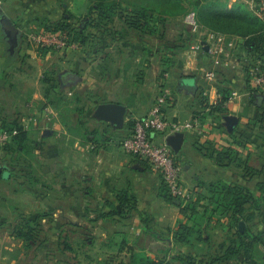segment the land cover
I'll list each match as a JSON object with an SVG mask.
<instances>
[{"label": "crops", "instance_id": "obj_1", "mask_svg": "<svg viewBox=\"0 0 264 264\" xmlns=\"http://www.w3.org/2000/svg\"><path fill=\"white\" fill-rule=\"evenodd\" d=\"M22 1L4 0L3 9L0 12V97L8 95L10 89L18 85L16 82L21 79L26 81L30 78L35 85L33 84L26 93L28 97L26 106L17 109L0 106V119L12 121L19 118L26 131V142L40 144L39 160L45 163V166L39 170V183L42 185L39 186L37 195L34 193L35 188L25 187L22 190L24 197L18 200L16 193L19 192L5 191V199L0 198V224L8 221L6 210L10 212L14 207L38 208L41 218L48 219L55 226L56 232L62 233V227L66 229L67 223L74 229L81 228L84 222L90 223L95 225V238L120 240L115 248L119 244L122 246L120 248L127 249L130 255L146 253L153 258L167 255L168 259L171 254V264H182L174 260L173 256L180 252L192 253L200 257L208 254L212 247L206 243L192 246L175 239L174 233L178 225L188 221L186 214L183 213L179 203L170 201L165 196L162 175L148 162H143L127 153L122 146L123 140L132 130V123L137 118L145 116L162 93L161 79L163 78L160 79V75L156 73L149 84L140 79L139 82L146 85L144 89L146 94L139 92L137 94L139 98L134 103H127L121 97L116 98L114 95H120V93L115 88L112 92L113 97H106L111 94L109 86H103L102 89L95 88L94 74L98 72L96 70L100 65L97 62L100 64L101 59L100 54L96 53L86 66L89 77L85 80L93 95L90 97L91 103L87 102L91 110V114H87L90 118L85 117L82 120L64 118L62 111L65 107L74 108L69 101L70 94L74 95V92L72 94L61 89L63 82L60 78L57 82L56 77L55 87L52 92H49L47 78L49 74L53 75L55 70L50 71L45 61L49 64L46 57L54 52L44 51L42 46L32 39L33 34L40 31L46 32L47 25L38 24L36 10L28 6V1L25 0L23 3ZM240 7L255 14L248 0H226L224 9L238 11ZM4 17L10 19L17 28L15 49L12 48L11 31L4 28L1 22ZM200 24L201 30L195 33L197 39L191 45L202 42L204 47L201 50H192L189 47L183 51L182 64L173 68L172 72L165 73L164 82L166 83L163 86H165L164 93L167 92L169 95L165 107L166 115L182 121L199 118L204 132L208 134L202 135L197 129L186 132L181 147L176 148L175 152L183 165L182 185L190 191L194 200L201 195V203L209 206L207 197L211 196L212 183L224 180L233 184L246 185L255 190L259 179L244 177L243 171L237 166L219 165L207 156L204 149L201 152L198 145L211 146L218 151L236 150L242 158L249 161L250 166L264 168V132L257 135L245 128L255 117L257 108L246 84L245 75L239 71L231 73L228 81L222 83L223 86H229L231 93L225 103L224 113L217 115L220 119H215V116L211 115L205 118L200 117L199 114L205 110V104L215 105L222 98L218 88L219 80H217L221 77L220 73H217L214 80L208 76V72L214 70L212 69L214 64L211 63L214 61L205 38L210 31L215 30L203 23ZM222 34L227 40L235 42L237 48L234 50L233 57L240 58L239 55L242 52L238 46L243 40L237 36ZM99 38L102 39L103 44L104 41L106 43L109 40L105 45L110 46L111 39L100 34L97 40H92V44L96 45L94 42L100 41ZM119 45L127 46V43L119 42ZM141 54L131 50L127 60H135L137 55ZM151 57L146 56L152 61ZM70 59L65 58L57 63L63 65L67 61L77 62L76 57L74 60ZM28 64H30L29 67L33 65L32 69L27 68ZM62 72L65 71L60 73ZM76 75L75 72H68L65 75V81L76 82ZM134 79L137 83L136 78ZM82 80L84 82V78ZM149 94L152 95L148 97ZM77 96L71 99L76 100ZM60 97L70 103L61 104ZM104 102H118L127 106L124 125L117 127L94 116L97 106ZM3 128L2 120H0V130H4ZM76 128H82L84 134L76 131ZM257 131L259 133L262 130L258 128ZM240 132H245L248 140L236 142L233 135H238ZM68 147H70L69 150ZM251 161L258 162V166L252 165ZM28 175L31 176V174ZM6 179L9 178H2L0 181ZM25 179L27 180L26 177ZM48 181L54 187H46ZM1 185L0 182V193L4 194ZM49 189H54L55 194L50 193ZM247 208L253 211L250 205ZM203 210V206H199L200 214ZM4 217L6 220L3 219ZM247 226H250L256 234L262 229L263 243L256 247L258 251L256 258L259 264H264V223L260 225L256 218ZM225 228V230L216 228L217 231L205 230L204 237H212L219 243L235 239L234 233H229L227 226ZM237 239L238 236H236ZM215 244L214 242L213 247L216 249ZM101 247L104 252H111L113 244L103 242ZM21 252L22 246L18 237L0 232V264H26L22 260ZM238 261L243 263V258L240 257ZM236 262L232 261L231 264Z\"/></svg>", "mask_w": 264, "mask_h": 264}, {"label": "rangeland", "instance_id": "obj_2", "mask_svg": "<svg viewBox=\"0 0 264 264\" xmlns=\"http://www.w3.org/2000/svg\"><path fill=\"white\" fill-rule=\"evenodd\" d=\"M25 0L22 1V3ZM28 1V6L31 9L36 10V19L38 24L43 25H55L59 21L71 23L72 27L78 32H84L83 40L79 37L76 41L70 37L66 39L68 41V46L53 50V54H49L46 57L49 60V64L45 65L50 71L55 70L53 76L56 77L57 82L58 78L62 80L61 89L65 92H71L74 95L70 94V101L74 108H82L83 104L87 103L92 95L88 88L87 77H89L88 70L86 66L89 65V60L97 53L99 50L100 65L98 72H96V87L102 89L103 86L110 88V93L106 97H113L112 92L113 88L119 91V94H115L116 98L125 99L127 103H134L139 98L137 95L139 92H145V84L140 83L139 80H143L145 83L149 84V81L154 79L156 73L161 77H165L163 71L168 67V63L171 62L170 57L165 55V52L159 54H150L154 51H159L162 46H167L169 43H178L181 40L187 38L188 33L186 29L190 28V25L187 23L186 17L194 11V4L196 0H26ZM226 0H204L203 3L210 6L215 4L214 8L223 6ZM102 4H107L108 6L115 5L116 13L112 15V18L109 19L108 27L110 28L109 32L111 35L105 34V38L112 40L114 37H121L123 40H127V46H121L119 43H112L110 46H103L99 41H96V45L92 44L93 39H98L100 36L104 35L102 28L99 29L92 25L85 27L92 18H95L96 12L100 9ZM153 6V7H163L164 11L171 9L172 11L177 12L178 5H181L184 12L181 16L174 15H161L162 18H166L163 23L159 25L153 24L155 31L154 32H140L128 26L126 21L121 18L120 12L122 10L127 13H131L134 10H138L140 6ZM217 5V6H216ZM224 8V7H223ZM215 10V9H214ZM163 11V13H164ZM182 11V10H181ZM180 11V12H181ZM179 12V11H178ZM128 13V14H129ZM93 16V17H92ZM129 21L133 19V16L129 14ZM197 21L200 23L199 16L196 17ZM94 20V19H93ZM187 27V28H186ZM102 30V31H101ZM116 30L119 32L115 33ZM191 31H193L191 29ZM114 33V34H113ZM195 34V32H193ZM78 37V35H76ZM100 40V38H99ZM110 40V41H111ZM109 41V40H108ZM107 41V42H108ZM106 42V43H107ZM112 42V41H111ZM105 43V44H106ZM146 43L147 49L145 55H137L136 59L127 60L129 52L133 50L135 44ZM104 44V45H105ZM69 50V51H68ZM163 53V54H162ZM227 53V52H226ZM165 56L164 59L162 58ZM146 56H152V61L148 60ZM76 57L77 62L67 63L60 65L57 63L60 60L71 58L74 60ZM233 57V56H232ZM162 58V59H161ZM178 59L177 56L174 57ZM104 59V60H102ZM129 59V58H128ZM127 60V62H126ZM169 61V62H168ZM232 62V63H231ZM27 64V63H26ZM54 64H57L54 66ZM171 64V63H170ZM27 68L32 69L29 67ZM177 65V64H176ZM60 66V67H59ZM228 67L236 68L241 74V65L239 59L232 58L230 65ZM175 68L174 64L170 67L173 70ZM16 70V69H15ZM57 70V71H56ZM65 71L60 73L61 71ZM75 72L76 77L75 81L66 82L65 75L68 72ZM79 72V73H78ZM18 72L16 71V74ZM57 73H60L56 75ZM90 73V71H89ZM159 75H157L159 77ZM231 75V74H230ZM21 76V74H20ZM93 76V75H90ZM84 78V82L83 79ZM137 83H135V79ZM216 78V77H215ZM213 78V80L215 79ZM72 82V83H71ZM121 82V83H120ZM120 83V84H119ZM13 88L10 89L8 95L0 97V106L9 107L17 109L26 106L28 102V97L26 93L30 90L32 81L27 79L26 81L20 80L17 81ZM51 84V83H50ZM60 84V83H59ZM35 85V84H34ZM118 87L116 88V86ZM90 87V86H89ZM154 90V89H153ZM152 90V91H153ZM136 93V94H135ZM153 94V93H152ZM152 94L147 95L148 97ZM78 100L71 99L74 96ZM146 97V96H144ZM81 99V100H80ZM91 102H89L90 104ZM73 119H85L90 118L85 112H77L73 114ZM76 131H79L84 134L82 128H76ZM260 131L259 133H262ZM40 145L38 143H28L26 150L24 149L21 152L18 151H8L2 148L0 150V164L6 166L9 171V179L2 180L1 189L4 191V194L0 193V198L5 199V191H17V199H22L23 196V186H20L18 182H23L28 184L29 175L27 174L29 169L35 172V181L36 183H31V187L35 188L34 193L37 195L39 192V186L42 185L39 183V170L42 169V166H45L41 160H39ZM28 149V150H27ZM68 150L70 147L67 148ZM45 162V161H44ZM31 163V164H29ZM252 165L258 166V162L251 161ZM30 165L33 167L30 168ZM241 169V168H240ZM27 178V180L25 179ZM50 181V180H49ZM48 181L46 187H54ZM58 186V185H57ZM41 191V190H40ZM50 193L55 194L54 189L48 190ZM10 207V206H9ZM4 214V213H3ZM41 215L38 211V208H24L17 207L10 210H6V216L8 218L7 222L0 224V232H6L12 236L18 228L24 224L23 219L25 217L32 220L36 231L37 236L36 241L20 240L22 246L23 259L26 264H126L130 261L131 255L127 252V249H121V245L115 248L116 243L120 240L113 239H103L95 238V225L90 223H82L81 228L74 229L71 224L67 223V228L63 229L62 233H58L54 229V225L51 224L48 219L40 217L36 223V216ZM5 215V214H4ZM3 219L6 220V217ZM1 221V220H0ZM40 221V222H39ZM56 225V224H55ZM65 226V225H64ZM57 227V225H56ZM101 230V229H100ZM58 231V230H57ZM60 231V230H59ZM99 229H97V233ZM58 234L60 236L58 237ZM103 242H110L113 244L112 251L104 252L101 244ZM164 257L163 255H159ZM172 255L168 256V261H170ZM156 258V257H155Z\"/></svg>", "mask_w": 264, "mask_h": 264}, {"label": "trees", "instance_id": "obj_3", "mask_svg": "<svg viewBox=\"0 0 264 264\" xmlns=\"http://www.w3.org/2000/svg\"><path fill=\"white\" fill-rule=\"evenodd\" d=\"M203 2L204 0H196L193 7L194 11L197 14V17L199 16V20L201 21L200 23H203L204 25L217 32L225 33L229 36H237L243 40V42L238 46V49H240V51L242 52V54L239 55L240 58L238 59L240 65L242 66L241 70L245 75L246 84L249 87L253 103L257 108L255 117L252 118L250 123L245 126V128L247 131H253L257 135H261L264 132V92H261L259 89H253L251 87L250 71L254 67H259L264 70V21L257 15L248 12L242 7H240L239 10L236 11L234 9H224L225 4H223L221 8H214L213 6H215V4H211L210 6H208ZM115 9V5L108 6L107 4H102L98 12H96L95 18L92 16V20L89 21L85 27H88V25H92L97 28L99 27L100 29L102 28V33L104 35H111L110 33H108L110 31V28L107 25L110 21L109 19L112 18V15L116 13V11H114ZM177 9H181L182 11L178 10L179 12H171V9H167L166 11H164L163 7L142 5L138 10H134L131 13H125L122 10V12H120V15L121 18L126 21L129 27L140 32H147L149 30V32H154L156 28H154V26L152 25H159L166 19L162 18L161 15H165L166 17L168 14L174 16H181L183 14L182 12H184V10L181 5H178ZM128 13L133 16V19H131V21H129L130 16H128ZM54 24L55 25H48L46 28V32L60 34L65 39H68L67 37H70L73 39V41H76L79 37H81L82 40L84 39V32H78L77 30H75L72 27L71 23L59 21L58 23L55 22ZM115 33L119 34L117 30ZM186 33H188L187 38L181 40L178 43H169L167 44V46H162L159 51L156 50L153 53L152 50H150V54H159L164 51L165 55H168V57H170L171 62L168 61V67H166V70L163 71L162 75L172 72V69H170V67L173 64L175 67H179L182 64L181 57L183 51L188 49L191 44L196 41L197 36L191 31V29L187 28ZM76 35H78V37H76ZM111 41L110 45L114 42L127 43V40H123L121 37H114ZM99 42L103 44L102 39H100ZM147 47L148 46H146V43H142L140 45L135 44V46H133V51L145 55ZM42 48L44 51L55 50V47L42 46ZM98 52L99 50L97 51V53ZM175 56H177L178 59H175ZM164 57L165 56L163 55L162 58L164 59ZM211 63L214 64V62ZM212 69H214L216 73H220L221 77H218L217 80H219L218 88L220 90L222 98L215 105L205 104L204 112L199 115L201 118H205L207 115H211L215 116V119H220L217 115L218 113H224L225 103L230 98L231 93L229 86H223L222 83L223 81L227 82L230 74L234 71L237 72V69L215 64L212 66ZM53 77V75L49 74L47 78L48 90L50 89L49 92H52L53 88L55 87L56 80ZM162 78L161 88L162 93H164L165 86L163 85H165L166 82H164L165 77ZM162 93H160L159 95H161ZM76 100H78V98ZM59 101L64 105L70 103V100L66 101L63 97H60ZM90 101L91 98L87 102ZM88 106L89 104L85 103L83 104L82 108L71 109V107H65V109L62 111V114L64 115V118H67L69 120L73 119V114H75L76 112L77 114H79V112L91 114V110ZM0 120H2V126L4 127V130L12 132L16 131V134L13 135L12 140L9 143L0 145V150L2 148L13 152L14 150L18 152H21V150L23 151L24 149L26 150V148L28 147V143L26 142V131L21 125L19 118H15L12 121H8L5 119ZM79 120H82V118H79ZM134 122L132 123V130L127 137H129L133 133ZM258 128L263 132L257 133ZM233 138L236 142L248 140L245 132H240L238 135L235 134L233 135ZM198 149L201 152H203L204 149L207 156L214 159L219 165L227 167L237 166L243 171L244 177L248 176L255 177L256 179L258 178L259 182L256 185V189L253 190L246 185L233 184L224 180L216 181L210 186L211 196L207 197L209 206H205L201 203V195L196 200H194L192 196L186 202L174 196L173 194H171L168 186L162 178L165 196L170 201L179 203V205L182 207L183 213L186 214L188 218L187 222H181L178 225V228L174 233L175 239L182 243L191 244L192 246H195L199 243H206L209 245V247H212L210 248V252L206 255H203L202 257L196 256L192 253L188 254L186 252H180L178 255L173 256V259L181 262L182 264H231L232 261H237L235 264H259L256 258V256H258L256 247L258 244L263 243V232L261 229L256 234L253 232L250 226H247V224L251 223L256 218H258L260 225L264 223V181H262V177H264V168H254L250 166L248 164L249 161L246 158H242L238 151L233 149L218 151L214 147H204L203 145H198ZM141 161L146 162L144 160ZM31 167L33 166L30 165V168ZM28 174H31V176H29L28 178V184H24V181L18 182L20 186H23V189L25 187H31V183H36L34 179L35 172L29 169ZM248 205L251 206L253 211L248 210ZM199 206H203L204 210L202 214L199 213ZM40 217L41 215L39 214L36 216L35 223L40 220ZM241 220L246 224V228L244 231H240L239 229V222ZM23 221L24 224L21 226V228L17 227L14 235L18 237V239L24 240L25 242L36 241V228L32 223V220L25 217ZM226 226L230 231L229 233H234L235 236V239L230 240V242L224 240L219 243L216 242L212 237H204L205 230L208 231V229H210V231H217L216 228L219 227L221 230H225ZM236 236H238L237 240ZM214 242L216 243V249L213 247ZM240 257L243 258V263L238 261ZM126 264H171V262L167 260V255H165L164 257L159 256L153 258L146 253H133L131 255L130 261Z\"/></svg>", "mask_w": 264, "mask_h": 264}, {"label": "built area", "instance_id": "obj_4", "mask_svg": "<svg viewBox=\"0 0 264 264\" xmlns=\"http://www.w3.org/2000/svg\"><path fill=\"white\" fill-rule=\"evenodd\" d=\"M248 4L253 12L264 21V0H248ZM3 6L4 0H0V12ZM196 17L197 14L193 11L186 17V20L193 32L199 33L201 24ZM32 39L44 47L62 49L68 46V41L57 33L40 31L33 34ZM205 41L209 45L214 64L229 66L236 49L235 42L227 40L224 34L216 31H210ZM190 47L192 50H201L204 43L199 42ZM250 75L251 87L264 92V70L254 67L251 69ZM208 76L213 79L217 73L215 70H211L208 72ZM168 99L167 92L157 97L149 112L142 118L135 120L133 133L123 140L122 146L133 157L148 162L153 169L162 175L171 194L186 202L191 197V193L182 185L183 165L178 160L176 152L168 140L179 133H186L194 129H197L202 135L208 134L204 132L199 118L182 121L167 116L165 107ZM14 134L16 131L0 130V145L9 143Z\"/></svg>", "mask_w": 264, "mask_h": 264}, {"label": "water", "instance_id": "obj_5", "mask_svg": "<svg viewBox=\"0 0 264 264\" xmlns=\"http://www.w3.org/2000/svg\"><path fill=\"white\" fill-rule=\"evenodd\" d=\"M1 22L4 28L11 31V38L13 45L12 48L15 49L17 46V34H18L16 26L13 24V22L10 19L6 17L2 18ZM126 115H127V106L125 104L118 102L100 103L94 112V116L96 118L107 121L117 127L124 125L126 121ZM184 135L185 133H179L169 138L168 142L174 148V150H177L181 147V144L184 140ZM8 177L9 174L7 171V167L0 165V179L8 178ZM245 228H246L245 222L240 221L239 223L240 231H244Z\"/></svg>", "mask_w": 264, "mask_h": 264}]
</instances>
